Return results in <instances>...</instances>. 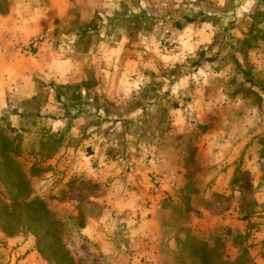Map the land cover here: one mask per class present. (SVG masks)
<instances>
[{
  "label": "rangeland",
  "instance_id": "rangeland-1",
  "mask_svg": "<svg viewBox=\"0 0 264 264\" xmlns=\"http://www.w3.org/2000/svg\"><path fill=\"white\" fill-rule=\"evenodd\" d=\"M130 2L135 5L124 0L123 8ZM136 5L134 30L130 17L122 16L121 31L129 40L127 53L135 51L144 63L138 84L142 112L115 125L99 121L92 111L84 114L88 126L52 127L50 113L40 110L44 87L43 99L0 115V264H16L19 245L53 264L21 224L27 210L8 207L12 216L5 215L3 204L14 200H37L54 213L65 225L56 234L74 264H199L202 258L207 264H264V240L258 242L264 207L251 184L258 176L234 174L220 189L211 166L203 173L196 167L198 146L217 128L229 143L218 145L215 135L213 152L225 144L231 151L239 143L245 151L251 148L252 157L264 153V0H137ZM202 31L211 35L209 43L186 49ZM55 35L45 29L32 36L20 54L35 55L51 46ZM40 37L49 41L25 54L28 42ZM188 88L205 96L218 93L213 119L219 127L196 123L181 96ZM82 113L60 111L64 119L79 115L81 123ZM248 114L254 122L243 128L240 120ZM135 170H147L145 178ZM159 170L172 173L166 182ZM232 201L236 213L227 220ZM38 212H33L37 218ZM104 213L102 236L92 233L94 244L82 229ZM202 248L209 252L204 255Z\"/></svg>",
  "mask_w": 264,
  "mask_h": 264
},
{
  "label": "crops",
  "instance_id": "crops-1",
  "mask_svg": "<svg viewBox=\"0 0 264 264\" xmlns=\"http://www.w3.org/2000/svg\"><path fill=\"white\" fill-rule=\"evenodd\" d=\"M134 1L135 5L130 2V8H123L124 0H0V115L11 109L16 112L24 110L21 103L38 102L43 96L44 87L46 97L44 102L40 101V110L50 113L52 127L67 124L73 127L88 126L90 122L86 121L90 120L89 114H84L92 111L99 121L115 125L142 112L144 106L139 108L138 84L145 75L140 69L144 63L139 61L135 51L127 53L129 40L121 31L122 16L130 17L128 25L134 30L132 25L137 23L139 11L137 0ZM45 29L55 32V42L42 47L33 56H22L19 48ZM195 36L194 40L186 42V49L190 45L195 49L211 40V35L205 31ZM216 94L213 92L205 96L196 89L188 88L187 94L181 95L185 97L186 107L191 110L198 125L219 127L214 123L216 119H213L216 117L215 109L220 108L219 99L214 98ZM124 110L128 111L124 114ZM60 111L63 115L67 111H82V123L79 122V115L75 119L68 116L65 120ZM240 122L246 128L253 124L254 119L248 114ZM210 131L207 133L209 137L205 138L208 143L203 142L198 146L201 147L196 162V167L201 170L198 172L203 173V170H207L205 167L211 166V170H215L214 175L218 176L215 185L220 189L229 186L234 174L246 172L252 177L257 175L251 182L255 190L254 199L256 196L258 205L264 207V170H261L264 169V153L252 157L251 148L245 151V145L239 143H235L231 151L225 144L213 152L211 146L216 140L215 135H218V145L219 142L229 141L225 140L220 129ZM246 143L248 145L249 141ZM205 149H208L206 155ZM67 158L68 163L69 160L71 162L70 157ZM146 171L135 170V174L145 178ZM159 171L165 174V182L172 174L169 170ZM131 180L134 183L132 174ZM231 203L232 208L236 202ZM236 210L239 211L238 206ZM235 213L233 208L226 210L225 218L228 220ZM259 215L264 216V212ZM105 220V213L99 215L97 220L90 218L82 229V235L97 244L92 233L97 230L102 236ZM263 240L264 234L258 242ZM28 247L19 245L17 255L20 254L21 259L16 264H45Z\"/></svg>",
  "mask_w": 264,
  "mask_h": 264
},
{
  "label": "trees",
  "instance_id": "trees-1",
  "mask_svg": "<svg viewBox=\"0 0 264 264\" xmlns=\"http://www.w3.org/2000/svg\"><path fill=\"white\" fill-rule=\"evenodd\" d=\"M5 207V215L11 217V212H7L8 207L10 208H24L27 210L25 214L21 217V224L26 225L27 229L31 230L35 236L38 238V250L44 255H48V258L53 262V264H74L70 251L66 247V244L63 242L61 235L56 234L57 230L60 227H65L58 220L55 219L54 213L43 204L42 202L36 201H19L14 200L10 205L3 204ZM40 213V217L34 213ZM34 212V213H33ZM31 213V214H30ZM19 222L15 221L12 224L17 225ZM201 246V244L199 243ZM203 249V248H202ZM204 255L209 251L203 249ZM45 256V255H44ZM199 264H207L206 259L202 258ZM237 264V263H234Z\"/></svg>",
  "mask_w": 264,
  "mask_h": 264
},
{
  "label": "built area",
  "instance_id": "built-area-1",
  "mask_svg": "<svg viewBox=\"0 0 264 264\" xmlns=\"http://www.w3.org/2000/svg\"><path fill=\"white\" fill-rule=\"evenodd\" d=\"M48 41H49L48 38H43V37L32 39L24 47L25 54H31V53L35 52L36 50H38V48L41 46V44H43L45 42L47 43ZM155 191H157V189Z\"/></svg>",
  "mask_w": 264,
  "mask_h": 264
}]
</instances>
